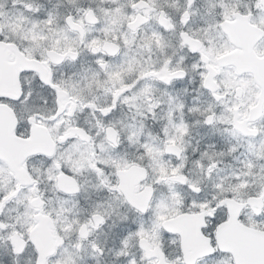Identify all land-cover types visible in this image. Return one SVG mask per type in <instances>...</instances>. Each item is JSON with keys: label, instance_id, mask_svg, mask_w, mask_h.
Returning a JSON list of instances; mask_svg holds the SVG:
<instances>
[{"label": "snow or ice", "instance_id": "6c2138e0", "mask_svg": "<svg viewBox=\"0 0 264 264\" xmlns=\"http://www.w3.org/2000/svg\"><path fill=\"white\" fill-rule=\"evenodd\" d=\"M11 5L0 3V240L13 264L25 251L32 264L100 256L96 237L129 212L113 253L124 264H264V0H87L44 18L36 0ZM185 78L196 103L156 87ZM186 114L235 143L192 158ZM227 156L239 166L221 175ZM86 174L108 195L84 207Z\"/></svg>", "mask_w": 264, "mask_h": 264}, {"label": "flooded vegetation", "instance_id": "af4514ba", "mask_svg": "<svg viewBox=\"0 0 264 264\" xmlns=\"http://www.w3.org/2000/svg\"><path fill=\"white\" fill-rule=\"evenodd\" d=\"M87 2V0H75V4H70L69 0H36V3L41 5L39 12L35 13L34 15L44 18L48 11H53L58 16L66 15L68 12H72L75 14V8L76 6L83 5ZM170 2V0H169ZM0 3L5 5V9L8 11L9 15H12L15 13V9L11 5V0H0ZM202 3V0H198V7L199 4ZM104 6H107L105 4ZM203 12V8H200V11L197 13L196 17L194 18L193 27L196 26V24L202 23V20L200 18V14ZM86 60L87 57H84ZM155 59V56L153 57ZM60 71H63L65 75L68 74L69 69L68 68H60ZM157 88H165L170 94L173 96L179 95V98L182 99L186 104H193L197 101L193 98L197 96L196 91L194 89L196 88V82L192 81L191 83L188 82V79L185 78L183 82H174L171 85L167 86H161L159 84L156 85ZM187 88L188 91L186 93H183L181 90ZM200 101H203L205 98L201 96ZM103 98L101 97V101ZM166 107V105H164ZM123 112L127 114V122H132V113L128 111L127 106H124ZM87 113H77L78 122H83L85 120ZM117 116L121 119H123V115L121 113H117ZM88 119H91V117H87ZM185 119L192 124L191 128V134L190 137L187 139L189 140V143L191 147L188 148V154L194 158L199 155V152L193 153L191 151L192 147H198L203 148L208 143H213L216 145V150H222L229 142L235 143V140L228 136L226 133L222 132H215L212 131L208 126H201L198 124H194V120L196 119L195 116L192 114H186ZM146 130H151L154 134L159 129V122L157 121H146ZM144 137L142 136V139ZM199 141V145L197 142ZM128 152L134 151V148H126L125 149ZM246 147H240L235 153L236 156L239 157V159H244V155L246 153ZM261 163H264V161H261ZM229 164L233 165V167H238L239 162L238 160H233L231 156H227L223 158V162L218 165V168L224 169L223 172H221V175L227 174L230 169L227 167ZM32 166L35 168H43L45 165L39 161L34 160L32 161ZM83 180H86V187H88V192H82L80 194V203L82 206L86 207V203L84 201V196H90L92 200H99L103 201L104 198L108 195L106 190L103 192H97L89 185L94 184L96 181L93 176L91 175H85V177H82ZM46 195L52 196L53 203H55V196L52 192L48 191L46 192ZM9 207H12L11 205ZM7 211V209L5 210ZM121 212L124 211L123 208L120 209ZM12 215H15V213H12ZM129 220L128 221H118L117 225L111 229L108 228L107 224H111V220L107 222V224L104 226V233L99 234L96 238L99 242L103 244L104 252L100 256H93L91 254L85 253L84 251H81L80 254V260L79 264H124L125 257H116L114 256V251L118 249L119 247V238L122 235L126 234V229L128 226L132 223V217L133 213L129 212ZM171 247V246H169ZM0 260L3 261V264H13V255L8 251V248L6 246V241L0 240ZM15 264H32V254L30 251H25L22 255L15 257Z\"/></svg>", "mask_w": 264, "mask_h": 264}]
</instances>
